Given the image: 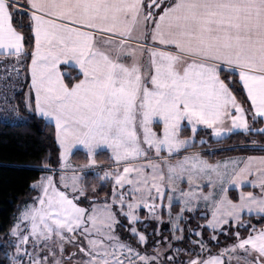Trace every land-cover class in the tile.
<instances>
[{"label":"snow or ice","instance_id":"6c2138e0","mask_svg":"<svg viewBox=\"0 0 264 264\" xmlns=\"http://www.w3.org/2000/svg\"><path fill=\"white\" fill-rule=\"evenodd\" d=\"M0 65V121L39 120L58 148L0 236V264H264V156L221 164L188 151L200 126L264 135V0H0ZM74 150L84 163L69 164ZM88 171L110 185L103 196ZM199 201L211 235L189 228L199 239L183 248ZM165 208L171 239L137 228L142 209L159 225Z\"/></svg>","mask_w":264,"mask_h":264},{"label":"trees","instance_id":"16d2710c","mask_svg":"<svg viewBox=\"0 0 264 264\" xmlns=\"http://www.w3.org/2000/svg\"><path fill=\"white\" fill-rule=\"evenodd\" d=\"M63 70L65 69L62 68V71ZM66 70L75 75L76 69L69 67ZM27 87L28 81L22 80L20 90L16 93L17 102L22 100ZM21 115L27 116V113L22 112ZM256 127H263V125H256ZM205 133H207L206 136L208 137V142L204 143L202 147L208 150H214L212 153L206 152V156L211 160H215L224 155H236L238 153H244L247 155L264 154V149L259 147V144L264 143V135L236 132L227 137L216 140L210 136V133L208 134V131H199L197 137ZM184 134L186 135L187 132H184ZM250 140H256L258 142L257 146L245 147L249 144ZM195 148H201V145H196ZM44 154L50 156L48 164L53 168H57L58 148L52 136L50 126L45 127L41 121L34 120L31 117L25 122H19L16 124H6L0 121V236H3L7 232L9 225L12 223L21 207L28 201L29 197L35 195V192L30 189V184L32 181L38 179L42 174H46L47 172L41 168V156ZM98 158L104 163H107L105 154H100ZM71 161L76 165L84 163V152L81 150L75 151L71 157ZM85 181L88 183H96L97 190L101 196H103L104 192L108 191L110 188V185H101L91 171H88V174L85 176ZM101 187H103V191L100 190ZM229 196L233 199H237L238 193L236 190H230ZM140 215L143 219V223H145L147 211L142 209ZM206 216L209 218L208 215ZM242 219L259 226L257 223L259 219L258 217L244 215ZM163 221L165 220L163 219ZM181 225L185 228L183 233L185 240L181 244V247L183 248L195 247L189 241L193 240V238L196 240L197 236L189 237V228L195 229L199 227V230L205 239L211 235L210 231L204 227L205 215L199 212L192 215L188 214L185 219L181 221ZM137 226L138 228H142L141 224H137ZM157 226L158 224L153 225L152 229ZM225 227L228 226L225 225ZM233 227L234 230L239 231L241 235L244 236L247 234L243 227ZM160 228L163 230L161 234L163 236H168L170 239V232L165 230L163 223ZM164 230L166 232H164ZM117 231L121 232L122 230L118 229ZM152 232L153 231L150 233L146 232V235L151 234ZM123 236H128V233L124 232ZM217 238L221 242L219 247L227 246V244L234 240L231 230L227 234L220 233ZM131 239L134 240V238ZM163 243L164 241H161V246ZM215 245L212 244L213 250L217 251V245Z\"/></svg>","mask_w":264,"mask_h":264},{"label":"rangeland","instance_id":"374dc122","mask_svg":"<svg viewBox=\"0 0 264 264\" xmlns=\"http://www.w3.org/2000/svg\"><path fill=\"white\" fill-rule=\"evenodd\" d=\"M5 71V68H4V66L3 65H0V74H2L3 72ZM9 72H10V69H9ZM13 79H16L15 77H13ZM22 82V81H21ZM20 84L21 83H19L18 85H17V89H16V93L20 90ZM16 93H15V95H16ZM17 123H19V122H17ZM199 131H208V134L210 133V136L213 138V139H222V138H218V137H216V136H214L213 134H212V132H211V129H208V128H206L205 126H200V128L198 129V131H197V133L199 132ZM185 132H187V134L186 135H191V131H190V129L189 128H186L185 129ZM236 132H242V130H233V132L232 133H236ZM197 133H196V144H195V147H196V145H201V148H192V149H189L188 151L189 152H192V151H197V152H200V154L202 155V156H204L206 159H208V161L210 162V163H217V162H220L221 164H223L225 161H227V160H229V159H231V158H234V157H247V156H256V157H260V156H264V154L263 155H247V154H244V153H238V154H236V155H224V156H222V157H218V158H216L215 160H211V159H209V157H207L206 156V152H209V153H212L214 150H208V149H205L204 147H202L203 146V144H201L200 143V140L201 139H203L204 141H205V143L206 142H208V137L206 136V134L207 133H205V134H201L200 136H198L197 137ZM232 133H230V134H232ZM230 134H228L227 136H229ZM227 136H225V137H227ZM224 138V137H223ZM103 154H105V155H107L106 153H103ZM71 165L72 166H75L76 164H74L73 162H71ZM47 174H42V175H48V174H52V173H49V172H46ZM66 173H67V175H71V168H69V169H66ZM83 175V174H82ZM59 174L58 173H56V178L58 179L59 177ZM206 183V182H205ZM182 187H187V185L186 184H184V185H182ZM205 192H207L208 191V189L207 188H204L203 189ZM230 190H235V189H233V188H230L229 189V191ZM229 194V193H228ZM165 203H166V201H165ZM176 207V208H175ZM180 207H181V205L179 204V202L178 201H174V203H173V206H172V212H173V214L175 215L177 212H179L180 211ZM144 210H146V209H144ZM20 211V210H19ZM147 211V210H146ZM163 212H164V217H163V219L165 220L164 222H163V226H164V228H165V230L168 232H170L169 234L172 236V233H171V231L169 230L170 228H171V225L169 224V221H168V216H167V209L165 208L164 210H163ZM201 213V214H203V215H208L209 216V218H211V208L210 207H208V206H205V202L204 201H199L198 202V206L193 210V211H191V212H189V211H185L184 212V217H186L188 214H190V215H192V214H195V213ZM245 215H247V214H245ZM157 225V222L155 221V220H153V219H151L149 216H148V214L145 216V223H143V225L141 226L142 228H138V226H137V228L140 230V231H142V230H144L145 231V228H146V232H151V231H153V229H152V226L153 225ZM166 224H167V226H166ZM161 225H162V223L161 224H159L157 227L159 228V230H160V232H163V230H161ZM166 226V227H165ZM164 230V232H166ZM165 234V233H164ZM177 235H180V233H177ZM241 236H243V235H241ZM123 238V237H122ZM234 238V237H233ZM171 239V238H170ZM196 239H199V237H197ZM205 239V238H204ZM218 239V238H217ZM193 240H195V238H193ZM205 240H207V239H205ZM163 242V241H162ZM233 242V241H232ZM232 242H230V243H232ZM213 245H215L214 243L215 242H211ZM163 245H164V243H163ZM162 245V246H163ZM216 246V245H215ZM220 246V245H219ZM217 250H218V246H217Z\"/></svg>","mask_w":264,"mask_h":264},{"label":"crops","instance_id":"0c3cea01","mask_svg":"<svg viewBox=\"0 0 264 264\" xmlns=\"http://www.w3.org/2000/svg\"><path fill=\"white\" fill-rule=\"evenodd\" d=\"M74 69H75V68H74ZM26 91H27V90H26ZM263 127H264V125H263ZM75 151H77V150H74V152H75ZM81 151H82V150H81ZM71 157H72V156H71ZM71 157H70V160H69V164H71V162H72V161H71ZM46 174H47V173H46ZM48 175H49V174H48ZM58 177H59V176H58ZM243 216H244V215H243Z\"/></svg>","mask_w":264,"mask_h":264}]
</instances>
